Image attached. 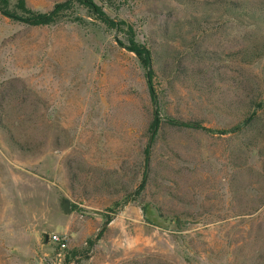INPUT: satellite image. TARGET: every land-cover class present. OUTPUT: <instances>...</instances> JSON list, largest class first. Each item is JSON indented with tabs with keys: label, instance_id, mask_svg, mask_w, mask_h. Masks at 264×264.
Returning <instances> with one entry per match:
<instances>
[{
	"label": "rangeland",
	"instance_id": "obj_1",
	"mask_svg": "<svg viewBox=\"0 0 264 264\" xmlns=\"http://www.w3.org/2000/svg\"><path fill=\"white\" fill-rule=\"evenodd\" d=\"M95 2L152 50L164 116L253 121H165L148 166L127 28L83 6L47 26L0 10V264H264V0Z\"/></svg>",
	"mask_w": 264,
	"mask_h": 264
},
{
	"label": "trees",
	"instance_id": "obj_2",
	"mask_svg": "<svg viewBox=\"0 0 264 264\" xmlns=\"http://www.w3.org/2000/svg\"><path fill=\"white\" fill-rule=\"evenodd\" d=\"M78 6H83L91 12L95 18L104 23L109 29L117 30H128V49L135 53V55L140 60L146 76L147 86L149 88L151 102L154 108V117L149 125L150 131V141L147 147V165L149 166L150 162V153L153 144L156 142L158 134L162 128V125L165 121L187 128H196L203 129L213 133L226 134L231 132L241 131L245 125L253 121V117L246 118L243 122L236 124L235 126L227 129H214L204 126L200 121H191L184 119H172L163 115L160 94L156 87V68L154 66V57L152 50L144 43H141L137 40L133 26L127 25L122 20H117L114 17H111L104 7L95 0H64L56 3L53 8L48 11L42 12L34 10L28 5L27 0H15V5L12 7L11 0H0V10L1 13L14 20L31 26H47L54 24L60 18L67 15L74 21L79 23L84 22V18L75 15V10ZM145 179L142 182L140 187L144 188ZM144 212L146 214V208L144 207ZM146 220L150 223L153 221L146 215ZM107 220L104 225L108 224ZM103 231L96 237V240L90 239V244L94 245L97 240L101 238ZM75 254V252L73 253Z\"/></svg>",
	"mask_w": 264,
	"mask_h": 264
},
{
	"label": "built area",
	"instance_id": "obj_3",
	"mask_svg": "<svg viewBox=\"0 0 264 264\" xmlns=\"http://www.w3.org/2000/svg\"><path fill=\"white\" fill-rule=\"evenodd\" d=\"M51 238L53 242L59 245L60 248H65L69 242V238L67 236L58 233L52 234Z\"/></svg>",
	"mask_w": 264,
	"mask_h": 264
}]
</instances>
